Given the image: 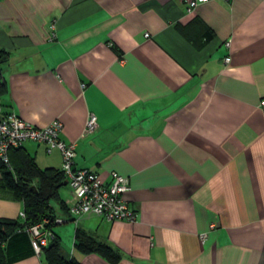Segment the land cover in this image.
Wrapping results in <instances>:
<instances>
[{
  "label": "crops",
  "instance_id": "obj_1",
  "mask_svg": "<svg viewBox=\"0 0 264 264\" xmlns=\"http://www.w3.org/2000/svg\"><path fill=\"white\" fill-rule=\"evenodd\" d=\"M185 1L0 0V111L57 118L75 167L128 180L132 220L49 202L62 255L81 264H264V0ZM88 111L97 124L83 133ZM19 149L59 167L56 149ZM21 209L0 181V216ZM75 230L117 260L77 251Z\"/></svg>",
  "mask_w": 264,
  "mask_h": 264
},
{
  "label": "built area",
  "instance_id": "obj_2",
  "mask_svg": "<svg viewBox=\"0 0 264 264\" xmlns=\"http://www.w3.org/2000/svg\"><path fill=\"white\" fill-rule=\"evenodd\" d=\"M205 0H186V11L198 2ZM53 32H49V38ZM228 44V41H225ZM228 55L222 57L227 62ZM263 100H260L262 103ZM96 116L88 111L83 124V133L91 132L96 127ZM60 121L52 118L42 125L34 124L23 119L12 110L0 111V159L7 163V149L20 146L24 140H32L43 146L45 152L56 149L60 155L59 168L61 169L68 194L63 199L67 211L74 218L81 214L94 213L103 218L132 220L134 210L128 207L124 192L128 189L127 177L115 170L109 171V181L103 182L96 174L85 168L73 165L74 142L64 141L59 136ZM22 212L20 211V215ZM47 217L42 216L38 221L26 227L30 244L37 254L39 246L46 242L51 235V230L44 225ZM213 224H210V227ZM200 238L204 233L199 234Z\"/></svg>",
  "mask_w": 264,
  "mask_h": 264
},
{
  "label": "trees",
  "instance_id": "obj_3",
  "mask_svg": "<svg viewBox=\"0 0 264 264\" xmlns=\"http://www.w3.org/2000/svg\"><path fill=\"white\" fill-rule=\"evenodd\" d=\"M7 56L8 52L0 47V62L6 60ZM4 90L0 72V98ZM10 150L13 152L12 156ZM63 179L59 167L36 165L33 157L20 150L19 146L7 149V163L0 159V181L14 197L21 200L22 214L20 219L0 216V264H7L10 259L29 252L35 253L26 227L46 216L44 225L51 230L53 214L49 200H57L59 205L66 209L57 192ZM30 186L32 188H29ZM72 245L83 253L97 251L111 262H115L118 257L108 245L78 230L73 233ZM59 248V240L51 230V235L39 246L37 254L42 255L46 264H81L71 256H63Z\"/></svg>",
  "mask_w": 264,
  "mask_h": 264
},
{
  "label": "rangeland",
  "instance_id": "obj_4",
  "mask_svg": "<svg viewBox=\"0 0 264 264\" xmlns=\"http://www.w3.org/2000/svg\"><path fill=\"white\" fill-rule=\"evenodd\" d=\"M64 185H65V184H64ZM63 188H64V187H63ZM60 191H61V190H60ZM49 202L51 203V205H52L53 207H55V201H54V199H50ZM51 225L53 226V228H56V227H57V223H52ZM59 250H60V253H61V251H62L61 247L59 248ZM61 254H63V253H61Z\"/></svg>",
  "mask_w": 264,
  "mask_h": 264
},
{
  "label": "water",
  "instance_id": "obj_5",
  "mask_svg": "<svg viewBox=\"0 0 264 264\" xmlns=\"http://www.w3.org/2000/svg\"><path fill=\"white\" fill-rule=\"evenodd\" d=\"M65 182H66V180L63 179V180L61 181V184H65ZM29 188H32V186H30Z\"/></svg>",
  "mask_w": 264,
  "mask_h": 264
}]
</instances>
